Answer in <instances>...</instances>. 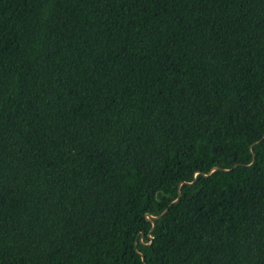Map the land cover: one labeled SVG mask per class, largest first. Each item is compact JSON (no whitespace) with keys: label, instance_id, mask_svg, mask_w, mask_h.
<instances>
[{"label":"trees","instance_id":"1","mask_svg":"<svg viewBox=\"0 0 264 264\" xmlns=\"http://www.w3.org/2000/svg\"><path fill=\"white\" fill-rule=\"evenodd\" d=\"M263 135L264 0H0V264H264Z\"/></svg>","mask_w":264,"mask_h":264},{"label":"water","instance_id":"2","mask_svg":"<svg viewBox=\"0 0 264 264\" xmlns=\"http://www.w3.org/2000/svg\"><path fill=\"white\" fill-rule=\"evenodd\" d=\"M264 138V135L261 137V139H259L257 142H255V143H259L262 139ZM219 167H217V166H215V167H213L210 171H209V173L208 174H210L212 171H214V170H217ZM178 199H176L175 201H177ZM168 209H165L161 214H159V215H153V214H150V213H146V218H147V220L148 221H150L151 223H152V229L151 230H153V228L155 227V219H157V218H159L160 216H162L166 211H167ZM149 237H150V239H152V235L151 234H149ZM151 242V241H150ZM149 242V243H150ZM143 259H144V257H143Z\"/></svg>","mask_w":264,"mask_h":264}]
</instances>
